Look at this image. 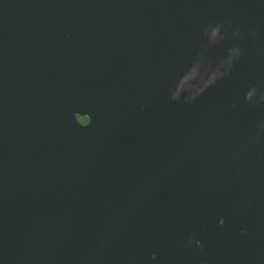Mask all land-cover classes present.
<instances>
[{
	"label": "water",
	"instance_id": "95a60500",
	"mask_svg": "<svg viewBox=\"0 0 264 264\" xmlns=\"http://www.w3.org/2000/svg\"><path fill=\"white\" fill-rule=\"evenodd\" d=\"M212 248L264 264V0H0V264Z\"/></svg>",
	"mask_w": 264,
	"mask_h": 264
},
{
	"label": "flooded vegetation",
	"instance_id": "af4514ba",
	"mask_svg": "<svg viewBox=\"0 0 264 264\" xmlns=\"http://www.w3.org/2000/svg\"><path fill=\"white\" fill-rule=\"evenodd\" d=\"M79 120L83 123L87 121L86 118H80V117ZM216 255L217 254L215 248L209 249L207 252L201 254L200 257L203 258L201 262H193V263L194 264H234V262H217V260L215 259ZM210 257H212L213 259H210ZM151 264H170V262H166V260L159 258V259H153Z\"/></svg>",
	"mask_w": 264,
	"mask_h": 264
}]
</instances>
